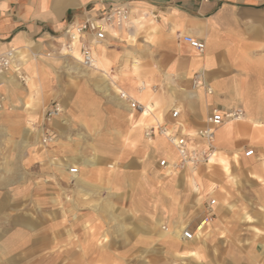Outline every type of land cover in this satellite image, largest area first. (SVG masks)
<instances>
[{
  "label": "crops",
  "instance_id": "0c3cea01",
  "mask_svg": "<svg viewBox=\"0 0 264 264\" xmlns=\"http://www.w3.org/2000/svg\"><path fill=\"white\" fill-rule=\"evenodd\" d=\"M122 2L137 9L136 20L148 10L156 11L159 20L136 21L132 28L111 31L105 43L93 49L96 71L77 63L86 70L94 96L98 90L92 82L107 75L112 93L116 87L142 106L149 102L151 109L140 120L141 113L131 112L115 95L120 129L100 130L102 124L111 126V120L97 122V128L90 121L93 136L101 141L93 151H85L81 135L69 131L73 122L64 99L65 83H79L80 76L69 67L70 57L58 49L70 24ZM186 36L203 43V51L186 44ZM9 49L17 56L13 67L0 75V135L11 145L8 155L24 152L46 167V183L84 187V181L93 200L105 203L108 193H114L122 202L133 203L138 216L163 224L185 221L191 230L203 219L209 200L215 201L213 222L231 216L250 196L264 204V186L253 177L264 179V0H0V54ZM141 84L148 89L140 90ZM53 103L60 113L46 122L45 112ZM214 109H240L244 122L216 130L218 155L193 176L186 171L164 175L157 162L174 161L176 153L158 135L148 142L144 130L176 122L192 134L204 127ZM172 110L179 111L176 120ZM128 114L132 123L140 124L133 131L126 123ZM43 136L52 142L42 145ZM107 139L116 140L120 154L114 157ZM247 150L253 156L245 157ZM115 163L119 172L111 171ZM71 168L77 174L69 173Z\"/></svg>",
  "mask_w": 264,
  "mask_h": 264
},
{
  "label": "rangeland",
  "instance_id": "374dc122",
  "mask_svg": "<svg viewBox=\"0 0 264 264\" xmlns=\"http://www.w3.org/2000/svg\"><path fill=\"white\" fill-rule=\"evenodd\" d=\"M61 55L64 56L63 52ZM21 60L26 62L24 58ZM73 63L69 67L80 76V82L74 79L65 83L64 99L73 122L69 131L81 135L85 151H93L101 140L93 136L90 121L96 122L97 128V122L111 120V126L102 124V129H98L118 131L120 112L115 94L99 89L95 96L91 94L86 70ZM7 141L1 133L0 238L15 247L29 236V242L18 254L20 261L26 250L40 243L44 245L41 251L27 255L19 264H264V204H257L252 196L248 203L239 202L231 216L226 214L204 229L202 239L191 245V250L200 252L199 260L182 259L175 255L184 248L159 234L162 229L171 233L175 223L186 225L185 221L163 224L158 219H145L131 208L133 203L122 202L120 195L110 192L105 202L108 205L102 208L104 203L99 198L93 200L88 193L89 185L46 183L49 173L46 167L39 160H30L31 155L24 152L8 155L11 145ZM106 141L114 157L121 153L116 140ZM32 148L38 149L35 145ZM112 166V172L121 170L117 163ZM6 177L10 178L8 184L3 181ZM253 177L264 186V179L258 175ZM256 194L261 197L259 191ZM54 198L58 199L57 205L50 202ZM25 219L32 221L29 228L20 225Z\"/></svg>",
  "mask_w": 264,
  "mask_h": 264
},
{
  "label": "built area",
  "instance_id": "2783aa9c",
  "mask_svg": "<svg viewBox=\"0 0 264 264\" xmlns=\"http://www.w3.org/2000/svg\"><path fill=\"white\" fill-rule=\"evenodd\" d=\"M137 9L128 2L112 4L108 9L102 10L99 14L93 17H88L78 23H72L62 35L64 43L58 49L59 53L64 51L66 56L74 57L76 53L78 62L85 69H93L95 67V58L93 49L101 47L108 34L113 31L117 32L123 29L132 28V23L136 21H147L155 24L159 20L158 13L154 10L141 12L138 20L135 19ZM136 25V24H135ZM183 41L191 48L202 52L204 45L199 40L191 37H183ZM17 56V51L9 49L3 54H0V75L12 68V64ZM196 85V82H195ZM200 84L197 83V86ZM118 98L126 104L131 112L143 113L146 110L145 106L140 105L131 99L125 93H119ZM60 113V108L57 103L46 110L44 120L49 122ZM179 116L178 110L171 111V118L176 120ZM243 113L240 109H233L225 112H220L216 109L206 117L204 127L197 129L192 134L186 132L182 126L174 122L171 126L147 127L144 130V138L151 142L155 135H158L166 140V142L174 149L176 160L168 161L161 159L157 162L158 168L165 175H172L179 172H195L197 168L206 164L210 157L215 153L213 144L215 131L224 124L231 121H238L242 118ZM41 144L47 145L52 142L49 136L41 138ZM191 142L198 144L195 146ZM245 157L253 156L252 150H247L244 153ZM69 173L77 174L76 168H71ZM214 200H209L205 206V214L200 223L195 229L202 227L204 229L213 221ZM195 229L191 230L187 227L181 232L183 241L189 242L195 239Z\"/></svg>",
  "mask_w": 264,
  "mask_h": 264
},
{
  "label": "bare ground",
  "instance_id": "6f19581e",
  "mask_svg": "<svg viewBox=\"0 0 264 264\" xmlns=\"http://www.w3.org/2000/svg\"><path fill=\"white\" fill-rule=\"evenodd\" d=\"M63 52V55L66 56L65 52ZM74 57H70V59L74 62L73 64H77L78 65V56L76 55V53L73 54ZM99 60V59H98ZM12 67H13V64H12ZM98 67V63L95 61V69L93 68L92 70L96 71ZM100 69V68H99ZM87 70H90V69H87ZM92 71V72H93ZM90 72V71H89ZM101 73V72H99ZM94 74V73H93ZM92 74V75H93ZM97 74V73H95ZM94 76V75H93ZM107 75H104L102 78H100L98 81L96 82H92V85L94 86V88L99 89V90H109L108 86H107ZM148 85L146 84H141L140 85V90H147L148 89ZM113 92L114 94L118 97V94L119 93H125L123 92L122 90L118 89V88H113ZM126 94V93H125ZM140 101H142V99H140ZM146 107V110L140 114V120L141 119H144L148 116L149 112L148 110L151 109V106L149 105V103H146L144 105ZM229 111V110H228ZM131 114V113H130ZM128 114V120L129 122L126 121V123H129V131H133L134 128H136V126H139L140 124L139 123H132V115ZM244 119L245 117L242 116V118H240L238 121H231L229 123H226L223 125L226 126V125H229V124H232V123H236V122H244ZM146 120V119H145ZM29 126V125H28ZM147 126V125H146ZM255 126L257 127H260V123L259 124H255ZM263 126V125H262ZM138 128V127H137ZM136 130V129H135ZM128 131V132H129ZM127 132V131H126ZM216 131H215V136H214V140H213V144L216 148ZM127 139V138H126ZM56 141V140H55ZM126 143H127V140H126ZM131 145V144H130ZM218 155V151L217 149L215 150V153L214 155H212L209 159V161L214 158L215 156ZM177 158V157H176ZM73 160V159H72ZM78 160V158H77ZM210 163V162H209ZM224 164V163H222ZM81 165V164H80ZM223 166V165H222ZM228 166V165H227ZM229 167V166H228ZM66 171V170H65ZM224 171L228 174V169L226 167H224ZM164 174V173H163ZM191 174V176L194 175L193 172L189 173ZM165 175V174H164ZM174 175V174H172ZM1 177V176H0ZM231 177V176H230ZM191 178V177H190ZM231 179V178H229ZM232 180V179H231ZM82 181V180H81ZM234 182V181H233ZM84 185L88 186L89 184L87 182H82ZM194 183V182H193ZM195 191L197 192L198 188L195 187L194 188ZM57 199V198H56ZM55 198L54 199H50V202L53 203L54 205H57V202H58V199L56 200ZM100 201V200H99ZM95 204V203H94ZM102 204V203H101ZM108 205V203H104L102 206V208H105L106 206ZM117 219V218H116ZM140 219V218H139ZM21 222V223H20ZM20 225L22 228H29L30 225H32V221L31 220H22L20 221ZM120 226V225H119ZM186 226L184 224H182L181 222H177L173 225V229L171 233H168L166 232L164 229H162L160 231V234L159 236L160 237H166V238H169L170 240H172L174 243H176L177 245H181V247H183L184 249L180 252V253H176V257L178 258H189V257H193L194 259L196 260H199L200 259V256H199V253L200 252H197L196 250H191V245H195L198 240L203 236V232H202V228H203V225L202 227H199L197 229H195V239H193L192 241H189V242H186V241H183L182 238H181V232L183 231V229L185 228ZM122 229V228H121ZM118 230V229H117ZM148 232V231H147ZM140 233V232H138ZM143 233V232H142ZM149 233V232H148ZM16 235H18L17 233H15ZM206 234V233H205ZM125 236V234H124ZM142 236V235H141ZM26 238H23L20 240V242L18 243V245H16L15 247H10L9 245V241H4L3 239L0 238V263L1 262H5L7 264H19V263H22L21 261L24 260L25 258H27V255L30 254L33 255L34 253H38L39 251H41L43 248H44V245H38L37 247H31L30 251L26 250L25 253L21 256V261L20 259H18V254H20V250H24V245L27 244V242H29V236H25ZM222 237V236H221ZM11 239V238H10ZM157 239V238H156ZM202 239V238H201ZM126 240V239H125ZM166 240V239H165ZM158 241V240H157ZM36 243V242H35ZM26 247V246H25ZM52 249V248H51ZM202 249V248H201ZM203 250V249H202ZM28 252V253H27ZM12 253V254H11ZM170 254H173V253H170ZM11 255V256H10ZM10 256V257H9ZM23 258V259H22ZM42 259V260H41ZM40 261L43 262V258H41Z\"/></svg>",
  "mask_w": 264,
  "mask_h": 264
}]
</instances>
